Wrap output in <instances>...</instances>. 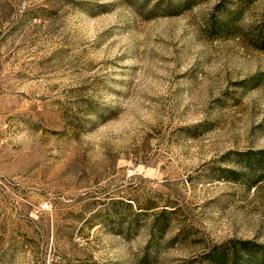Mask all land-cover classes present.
Masks as SVG:
<instances>
[{"label":"rangeland","instance_id":"1","mask_svg":"<svg viewBox=\"0 0 264 264\" xmlns=\"http://www.w3.org/2000/svg\"><path fill=\"white\" fill-rule=\"evenodd\" d=\"M184 1L0 0V264L264 262V0Z\"/></svg>","mask_w":264,"mask_h":264},{"label":"trees","instance_id":"2","mask_svg":"<svg viewBox=\"0 0 264 264\" xmlns=\"http://www.w3.org/2000/svg\"><path fill=\"white\" fill-rule=\"evenodd\" d=\"M242 2H251L252 0H241ZM191 0H186L184 1L185 5H190ZM238 13L236 15H230V14H225V28L229 29L231 28L232 24L235 22V19H238ZM257 37L258 39L261 41L262 46H264V27L262 29H260L257 32ZM262 264H264V262L262 261Z\"/></svg>","mask_w":264,"mask_h":264}]
</instances>
